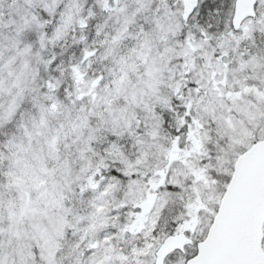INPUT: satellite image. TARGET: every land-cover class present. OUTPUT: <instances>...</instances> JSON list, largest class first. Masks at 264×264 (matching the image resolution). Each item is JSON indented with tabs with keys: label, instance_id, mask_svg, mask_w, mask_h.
<instances>
[{
	"label": "snow or ice",
	"instance_id": "snow-or-ice-1",
	"mask_svg": "<svg viewBox=\"0 0 264 264\" xmlns=\"http://www.w3.org/2000/svg\"><path fill=\"white\" fill-rule=\"evenodd\" d=\"M0 264H264V0H0Z\"/></svg>",
	"mask_w": 264,
	"mask_h": 264
}]
</instances>
